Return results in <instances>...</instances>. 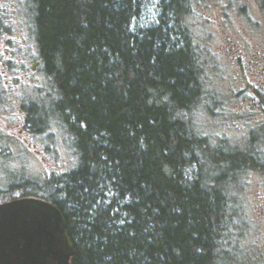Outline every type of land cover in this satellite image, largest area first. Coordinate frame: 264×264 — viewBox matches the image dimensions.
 <instances>
[{
	"label": "trees",
	"instance_id": "obj_1",
	"mask_svg": "<svg viewBox=\"0 0 264 264\" xmlns=\"http://www.w3.org/2000/svg\"><path fill=\"white\" fill-rule=\"evenodd\" d=\"M27 1L50 92L23 103L24 130L68 137L76 163L11 184L0 193L23 192L5 202L59 208L72 264H226L232 199L245 177L264 174V120L248 147L197 120L223 104L189 24L208 0H158L157 20L143 28L135 22L149 0ZM8 32L0 14V38Z\"/></svg>",
	"mask_w": 264,
	"mask_h": 264
},
{
	"label": "rangeland",
	"instance_id": "obj_2",
	"mask_svg": "<svg viewBox=\"0 0 264 264\" xmlns=\"http://www.w3.org/2000/svg\"><path fill=\"white\" fill-rule=\"evenodd\" d=\"M158 10V0H149L135 25L155 23ZM0 14L10 32L0 38V191H5L11 184L66 173L76 157L68 137L46 140L25 132L21 106L45 97L50 84L38 59L28 1L0 0ZM189 24L195 42L209 50L203 54L208 90L223 103L213 114L200 110L197 120L212 137L248 147L250 133L264 120L258 95H264V12L257 0H208L195 3ZM243 182L231 203L235 219L226 264H264V174L251 173ZM22 192L0 193V204Z\"/></svg>",
	"mask_w": 264,
	"mask_h": 264
},
{
	"label": "water",
	"instance_id": "obj_3",
	"mask_svg": "<svg viewBox=\"0 0 264 264\" xmlns=\"http://www.w3.org/2000/svg\"><path fill=\"white\" fill-rule=\"evenodd\" d=\"M75 246L62 212L39 198L0 204V264H72Z\"/></svg>",
	"mask_w": 264,
	"mask_h": 264
},
{
	"label": "bare ground",
	"instance_id": "obj_4",
	"mask_svg": "<svg viewBox=\"0 0 264 264\" xmlns=\"http://www.w3.org/2000/svg\"><path fill=\"white\" fill-rule=\"evenodd\" d=\"M171 19V18H170ZM29 20V19H28ZM190 29V28H189ZM25 118V117H24Z\"/></svg>",
	"mask_w": 264,
	"mask_h": 264
}]
</instances>
